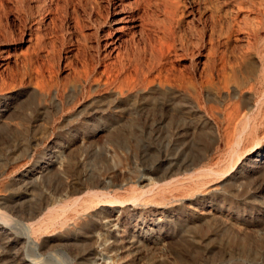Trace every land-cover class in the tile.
Listing matches in <instances>:
<instances>
[{"label": "rangeland", "instance_id": "obj_1", "mask_svg": "<svg viewBox=\"0 0 264 264\" xmlns=\"http://www.w3.org/2000/svg\"><path fill=\"white\" fill-rule=\"evenodd\" d=\"M53 1L41 8L44 0H0V71L9 59L12 75L23 74L15 58L31 50L28 33L40 12L58 84L45 98L30 84L0 93V210L10 218L0 219V264H264V0H172L180 18L173 62L191 83L154 84L124 97L93 91L84 99L66 73L69 50L83 51L73 66L81 68L83 57L95 63L98 45L117 26L115 12L142 13L148 3L163 22L165 0ZM250 116L256 128L244 134ZM233 149L251 150L235 172L171 193L166 204L139 205L135 215L116 210L109 220L98 209L34 244L22 230L44 195L100 183L122 194L147 189L201 162L223 170ZM90 221L98 224L92 234ZM128 235L134 238L121 243Z\"/></svg>", "mask_w": 264, "mask_h": 264}, {"label": "bare ground", "instance_id": "obj_2", "mask_svg": "<svg viewBox=\"0 0 264 264\" xmlns=\"http://www.w3.org/2000/svg\"><path fill=\"white\" fill-rule=\"evenodd\" d=\"M53 2V0H44V2L39 5V7L42 8L43 6H51V3ZM141 2H143V0ZM174 2L172 0L164 1L163 4H165L166 7V15L164 13L165 18L162 17L164 18L163 22H159L158 20L159 13L157 16L158 18H155L152 16V14L155 12L148 11L149 6H151L148 3V5L145 4L144 11L142 13L135 14L133 12H130V8V11L125 13L115 12V15L111 19L110 23L117 26L116 28H113V31H110L111 33L109 32L110 34L108 35V38L103 43L98 45L97 58L95 63L87 62L86 58L82 56L84 59H79L81 68H77L73 66L75 63L72 64V58L79 57L78 53H82L83 51H79V46L73 47V49L69 50V52L65 56V66H68V70L66 71V73L69 76L72 75V77L76 81V87L79 88V95L81 96V98L84 99L86 97H89V95L92 94L91 92L93 91L102 93L105 91H112L119 96L124 97L130 93L132 94V92L135 93L141 90H147L154 84L164 85L172 84L173 82H178V84L191 83L188 79V81L186 80V76L182 72L177 71L176 66H174L173 62V56L175 57L178 55L179 57V54H177L176 52V43L178 41L175 35L174 27L179 23L180 19L176 18L179 13L176 12L177 5ZM240 2L243 3L242 0H240ZM240 2H237L238 7L242 4ZM179 4L180 3H178V6ZM161 20L162 19H160V21ZM33 22L35 23V25L31 28L30 33H28L27 40V43L31 47V50H28L26 53L19 54L15 58V60L17 61V66L21 71H23V74L21 75L20 73L21 76L15 78L14 75H12L10 60H6L1 66L0 71V93L4 94L5 91L16 85L30 84L38 91L39 95L42 96L43 94L51 92L48 91L50 90V87L52 85H58L55 77L53 76V66H51L50 63V59L53 58L51 55L52 51L47 50L48 47H46L47 34L45 33V27L47 21L39 12V17L34 19ZM137 35L145 40V43L142 46L139 45L140 42L138 44L139 39H136ZM123 41L129 42L128 44L123 45ZM183 42H180L179 44L182 45ZM184 47V49H186V46ZM210 57L213 58L212 56ZM92 58L93 57H91L90 59ZM260 59L261 60L259 61L261 63V66H263L262 56ZM210 63L212 64V62ZM3 72H5V76L3 75ZM253 73L255 72L253 71ZM93 86L95 87L93 88ZM42 97H44V95ZM61 103L62 113L65 110V103L63 100L61 101ZM259 105L260 106L258 107L264 106V98ZM256 119L257 118H255L254 116H250L244 121V134L249 133L256 128ZM228 130H230V128ZM243 137L241 136L239 139H237V142L235 141L238 147L242 144ZM248 152H246L245 154H241L238 149H233L230 161L223 170L217 171L211 168H207L205 167V165L203 166L201 162L193 168H189V170H187L186 173H182V175L181 173L179 175L170 174L166 177L164 175V178H162L161 181H152L151 184H148L150 186L147 189L135 187L125 194H122L118 190H115V187H113V189L110 184L106 185L100 183L96 184L95 187L82 185L78 189H70L69 191H66V188L65 190L60 191V193H57V196L55 197L44 195L39 201L40 203L38 209L33 214L31 213L32 215L30 216V218H25L27 220L25 222H22V230L26 238L34 244L36 243L37 238H39V236H41L42 234H46L48 230L55 228L56 226L64 227L68 224L69 221L75 218L77 219L78 216L90 214L91 212L98 209H102L101 215H103V220H109L110 217L113 216V214L116 212V210H118L119 213L121 212L128 215H135L136 209L139 205H152L153 207L163 205L170 200L169 196L171 193H174L178 190L189 192L194 188H200L205 184H209L215 180L230 176L231 173L236 171L240 161L245 156L249 155ZM99 188L103 189L101 190ZM130 207H132V210L130 209ZM3 212L5 211L0 210V219L4 222V224H8L10 218L8 219L9 216L6 215L7 213ZM90 222L91 223L88 227L90 233L92 234L94 229L98 227V224L94 221ZM125 233L126 229L124 228L123 235ZM126 238L133 239L134 236H123L121 238V243H124V240ZM106 241L107 240H105V243H107ZM94 247H96V245ZM106 249L107 248H105L104 251H106ZM98 250L99 249L97 248L96 250L92 248L88 252H100ZM115 262L117 261L113 260V264Z\"/></svg>", "mask_w": 264, "mask_h": 264}]
</instances>
